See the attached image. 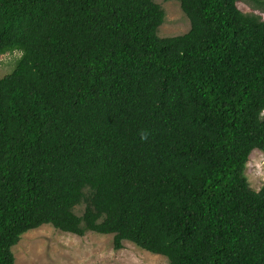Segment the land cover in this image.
Masks as SVG:
<instances>
[{
    "label": "trees",
    "instance_id": "16d2710c",
    "mask_svg": "<svg viewBox=\"0 0 264 264\" xmlns=\"http://www.w3.org/2000/svg\"><path fill=\"white\" fill-rule=\"evenodd\" d=\"M178 1L190 30L160 36L155 0H0V57L21 52L0 78V264L43 224L171 264H264L245 167L264 152V17Z\"/></svg>",
    "mask_w": 264,
    "mask_h": 264
},
{
    "label": "rangeland",
    "instance_id": "374dc122",
    "mask_svg": "<svg viewBox=\"0 0 264 264\" xmlns=\"http://www.w3.org/2000/svg\"><path fill=\"white\" fill-rule=\"evenodd\" d=\"M155 1L166 12L165 22L158 28L160 36H174L190 30L191 22L184 13L181 2ZM255 4L240 0L237 5L246 14L264 17V4L262 10ZM19 56V53H9L0 57V78L14 70L15 59ZM259 156H264V152L254 151L250 161ZM246 176L254 190L262 187L264 182L255 180L251 168L246 169ZM82 209L78 207L76 211L81 213ZM12 252L15 257L14 264H171L167 257L151 253L129 241H124L121 249L114 248L112 234L89 231L80 236L56 229L50 224H43L24 233Z\"/></svg>",
    "mask_w": 264,
    "mask_h": 264
},
{
    "label": "clouds",
    "instance_id": "9594fccd",
    "mask_svg": "<svg viewBox=\"0 0 264 264\" xmlns=\"http://www.w3.org/2000/svg\"><path fill=\"white\" fill-rule=\"evenodd\" d=\"M14 53H19L21 56V52H14ZM142 138L146 139L147 137H146V135H143ZM245 167L252 169V175L254 176L256 181L264 182V156H259L255 159H253L252 161L246 163ZM255 191L258 193L260 191V188L257 187L255 189Z\"/></svg>",
    "mask_w": 264,
    "mask_h": 264
}]
</instances>
